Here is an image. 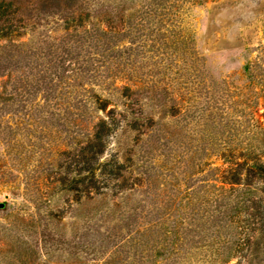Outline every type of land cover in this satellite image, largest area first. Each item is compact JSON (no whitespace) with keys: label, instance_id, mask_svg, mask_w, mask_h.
<instances>
[{"label":"rangeland","instance_id":"rangeland-1","mask_svg":"<svg viewBox=\"0 0 264 264\" xmlns=\"http://www.w3.org/2000/svg\"><path fill=\"white\" fill-rule=\"evenodd\" d=\"M64 6L0 38V264H222L212 226L235 204L222 170L230 152L264 161V0ZM110 110L121 121L102 160L117 155L135 188L95 197L85 180L78 199L60 179L82 175L74 151ZM140 114L146 133L126 128ZM173 223L201 230L159 254ZM261 248L227 264H264Z\"/></svg>","mask_w":264,"mask_h":264},{"label":"trees","instance_id":"trees-1","mask_svg":"<svg viewBox=\"0 0 264 264\" xmlns=\"http://www.w3.org/2000/svg\"><path fill=\"white\" fill-rule=\"evenodd\" d=\"M78 2L83 4L85 0H0V38L8 39L12 34L19 35L20 29L27 27L28 21L32 20L36 10L52 15V8L59 10L64 7L65 9L64 5L74 7ZM104 35L107 34L104 32ZM139 94L140 89L138 88L124 87L123 95L131 100L127 106L133 114H136L134 103L139 104L137 98ZM101 105L102 107L99 106V109L105 110V104ZM125 120L127 121L126 128L131 127L142 133L148 132L154 124L152 118L143 117L141 114L132 120L125 117ZM120 121L121 119L117 118V112L114 110H110L105 117L98 119L86 142L80 146L78 151H74L79 156V159H76L80 167L79 175H83L85 172L87 175L84 174L85 177L81 175L79 178L63 176L60 179L62 190L77 192L79 199L85 192V189L80 186L85 183V180H90L89 185L92 189L90 193H93L95 197L107 196L108 190L114 196L119 195L122 191L135 188L133 186L135 184L129 187L130 178L126 175L129 169L117 155L112 154L110 159L102 160L109 146L110 136L118 129ZM150 136L158 138L156 134ZM228 157L233 164L222 170L223 185L221 188L227 194L226 198L235 194L233 200L235 204L233 202L232 204L230 202L219 203L216 208L219 213L215 215L218 222L212 226L217 230H225V235H220L219 248L216 250L218 260H221L222 264L229 263L244 250V256L248 252L260 255L261 243L264 241V186L260 191L254 186L256 183L264 184V161L260 155L254 153L253 155L250 153L243 155L245 160L242 162L233 152H230ZM247 157H250V160H247ZM143 174L150 175L148 170ZM255 193H258L259 196H254ZM230 207L232 209L228 211ZM209 215L208 213L205 217ZM211 217L213 216L210 215ZM152 228L154 227L138 231L137 238L144 239L147 234L151 233ZM170 230L168 232L172 233V238H168V242L163 245L165 250H159V254L167 255V252H176L175 247L181 239V233L186 230H198L199 233L201 229H192L184 225L177 227V224L173 223ZM256 230L261 231L262 235H258ZM244 234L247 235L244 236Z\"/></svg>","mask_w":264,"mask_h":264},{"label":"water","instance_id":"water-1","mask_svg":"<svg viewBox=\"0 0 264 264\" xmlns=\"http://www.w3.org/2000/svg\"><path fill=\"white\" fill-rule=\"evenodd\" d=\"M5 207V203L4 202H0V208H4Z\"/></svg>","mask_w":264,"mask_h":264}]
</instances>
